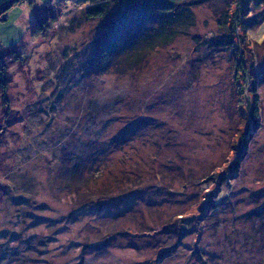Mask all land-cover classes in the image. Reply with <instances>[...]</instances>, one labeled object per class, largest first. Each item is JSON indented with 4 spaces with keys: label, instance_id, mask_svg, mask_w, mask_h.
<instances>
[{
    "label": "rangeland",
    "instance_id": "1",
    "mask_svg": "<svg viewBox=\"0 0 264 264\" xmlns=\"http://www.w3.org/2000/svg\"><path fill=\"white\" fill-rule=\"evenodd\" d=\"M34 2L0 22L23 58L3 52L0 264H264V0L235 47L215 44L232 0L192 2L194 26L134 66L97 53L90 4Z\"/></svg>",
    "mask_w": 264,
    "mask_h": 264
},
{
    "label": "trees",
    "instance_id": "2",
    "mask_svg": "<svg viewBox=\"0 0 264 264\" xmlns=\"http://www.w3.org/2000/svg\"><path fill=\"white\" fill-rule=\"evenodd\" d=\"M201 1L67 0L66 3H73L80 8L90 4L87 8L82 9L84 12L82 19L84 18L85 21L100 20L108 23V29L97 40L96 51L99 55L106 57L110 64L118 66L120 62L125 61L126 66H134L144 59L150 49L153 50L160 45L171 43L178 35L193 27L195 16L191 9V3ZM25 3L36 4L34 0H0V22L8 21L10 12ZM248 5L249 0L229 2L228 8L221 12L222 15L218 20L220 30L225 31L226 34L223 38L216 39L215 44L228 42V45L236 46L235 37L239 35L238 31L243 30L245 33L247 30L245 16L248 10L244 11L243 9H246ZM114 6H118L117 11L113 10ZM59 11H61L60 7L55 10L47 8L46 15L39 17L36 21L32 32L33 38L44 37L50 31L52 25L58 21ZM111 16H113L112 20L107 21ZM80 19L74 18L71 22L72 25H80ZM4 51L15 55L16 61L23 60L16 50L8 48ZM3 52L0 53V89L5 106L9 108L7 94L9 75L3 59ZM254 91L255 88H253ZM255 98H257L256 95ZM253 108V129H258L260 119L257 115V103H254Z\"/></svg>",
    "mask_w": 264,
    "mask_h": 264
},
{
    "label": "crops",
    "instance_id": "3",
    "mask_svg": "<svg viewBox=\"0 0 264 264\" xmlns=\"http://www.w3.org/2000/svg\"><path fill=\"white\" fill-rule=\"evenodd\" d=\"M22 5L24 6V4H22ZM25 5H26V3H25ZM23 6H22V7H23Z\"/></svg>",
    "mask_w": 264,
    "mask_h": 264
}]
</instances>
